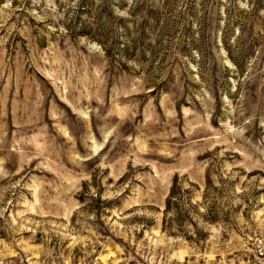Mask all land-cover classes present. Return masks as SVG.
Segmentation results:
<instances>
[{"label":"rangeland","instance_id":"rangeland-1","mask_svg":"<svg viewBox=\"0 0 264 264\" xmlns=\"http://www.w3.org/2000/svg\"><path fill=\"white\" fill-rule=\"evenodd\" d=\"M0 264H264V0H0Z\"/></svg>","mask_w":264,"mask_h":264}]
</instances>
